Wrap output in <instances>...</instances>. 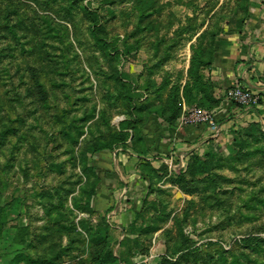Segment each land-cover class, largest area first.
<instances>
[{
  "label": "rangeland",
  "instance_id": "374dc122",
  "mask_svg": "<svg viewBox=\"0 0 264 264\" xmlns=\"http://www.w3.org/2000/svg\"><path fill=\"white\" fill-rule=\"evenodd\" d=\"M188 23L220 29L226 75L255 62L256 103L228 96L236 75L205 78L212 62L183 95L169 65L209 40ZM195 107L218 134H174ZM109 248L124 257L110 264H264V0H0V264H96Z\"/></svg>",
  "mask_w": 264,
  "mask_h": 264
},
{
  "label": "trees",
  "instance_id": "16d2710c",
  "mask_svg": "<svg viewBox=\"0 0 264 264\" xmlns=\"http://www.w3.org/2000/svg\"><path fill=\"white\" fill-rule=\"evenodd\" d=\"M93 17L95 18L97 16L96 12L93 11L90 13ZM189 21V20H188ZM190 22V21H189ZM202 23L200 24H190L188 23L186 26H184V29H188L190 31V37L195 36V39L197 40V43H200V41L203 38H209L207 42V46H204L200 50V55H197L195 57V54L198 53V50L194 49L193 46H191L192 54L190 56L189 60V67L187 68V73H186V81L183 84V95L186 96L188 99V93H190L193 89H197L198 87H206L205 81L204 80V74L203 70L206 69L211 65V59H212V47L214 43V38L215 36L220 33V29H216V31H210L207 29H204L199 32V30L202 28ZM197 69V71H196ZM175 87H179L178 85H175ZM204 90V89H203ZM200 90L198 88L197 93H199ZM178 101V91L177 88L173 90L171 93V98L170 101H168V105L166 106L167 111H170L169 109L172 110L170 111V115L168 117H165L164 121L167 122L168 124L173 123V119H175L179 113V108L176 107V102ZM202 104L206 105V102L204 99H201ZM238 104V103H236ZM124 128V127H122ZM124 133H113L108 139L102 140L95 142L92 144L90 149L94 152L103 150V149H110L113 144L115 143H121L124 141ZM137 152V156H140L139 152ZM189 164V163H188ZM189 167V172L192 174L202 172V169H199V166L196 167L194 163H190L188 165ZM124 242V241H123ZM118 261L123 262L124 257L121 255H114L112 250L109 248V250H105L101 255L96 257V264H110V263H118Z\"/></svg>",
  "mask_w": 264,
  "mask_h": 264
},
{
  "label": "crops",
  "instance_id": "0c3cea01",
  "mask_svg": "<svg viewBox=\"0 0 264 264\" xmlns=\"http://www.w3.org/2000/svg\"><path fill=\"white\" fill-rule=\"evenodd\" d=\"M221 40L219 39V42ZM224 54H220V52H215V56H214V60L212 62V65L215 64V68H213L212 70H204V74L206 75L205 78H208V80L210 79L211 81L215 82L216 84L218 85H221L223 84L224 82H226V76H228L229 78H234V76L236 75V79L235 81L236 82H239L241 85H244V86H248L250 88H253L254 86L250 83L249 79H248V75H249V72H248V68L251 67L252 64H254L255 62H253L252 64H249L247 66H242L240 65L239 66V69H238V72L236 74H233L231 77L230 75H226L225 73H223V69H222V65H221V58H224ZM188 59H185V61L183 62L182 65H179V64H176L175 62H172L170 65H169V68H170V72L173 73V70H176V68H183V78L184 80H186V73H187V68H188ZM176 64V67H174V65ZM183 82V81H181ZM156 121L157 124H159L160 122V119L157 118V119H154ZM164 123H167L164 121ZM174 134H177V136L179 138H181L182 136L185 135V133L187 134H193V135H196V134H201L203 137L205 135H207L210 131L208 130V128H206L204 125H196L194 127H190V128H187V127H182V128H175L174 129ZM192 132V133H191ZM201 132V133H200ZM204 140V139H203ZM179 144H183V143H179ZM154 153V151H153ZM152 158H155V159H152L151 160V164L153 167L157 168L159 166V164H162L164 159L162 158L161 160H158V157L155 156V157H152ZM133 159V158H132ZM168 159V158H167ZM166 159V160H167ZM167 163V162H166ZM165 164V163H164Z\"/></svg>",
  "mask_w": 264,
  "mask_h": 264
},
{
  "label": "built area",
  "instance_id": "2783aa9c",
  "mask_svg": "<svg viewBox=\"0 0 264 264\" xmlns=\"http://www.w3.org/2000/svg\"><path fill=\"white\" fill-rule=\"evenodd\" d=\"M228 96L236 101L238 104H248V103H256L257 95H254L253 91L250 87L244 86L241 84H236L232 89L228 91ZM181 119L188 124L198 125V124H206L212 131H214V135L218 134L219 126L212 119L211 114L199 107H195L190 110V114L188 116L182 115ZM169 166H171V162L169 161Z\"/></svg>",
  "mask_w": 264,
  "mask_h": 264
}]
</instances>
